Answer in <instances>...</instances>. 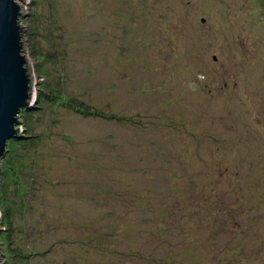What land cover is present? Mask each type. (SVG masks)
<instances>
[{"label": "rangeland", "instance_id": "1", "mask_svg": "<svg viewBox=\"0 0 264 264\" xmlns=\"http://www.w3.org/2000/svg\"><path fill=\"white\" fill-rule=\"evenodd\" d=\"M22 5L0 264H264V0Z\"/></svg>", "mask_w": 264, "mask_h": 264}, {"label": "water", "instance_id": "2", "mask_svg": "<svg viewBox=\"0 0 264 264\" xmlns=\"http://www.w3.org/2000/svg\"><path fill=\"white\" fill-rule=\"evenodd\" d=\"M22 2L26 0H0V161L7 151V142L21 137L19 112L28 109L36 97L23 52L20 18L24 17L26 6Z\"/></svg>", "mask_w": 264, "mask_h": 264}]
</instances>
